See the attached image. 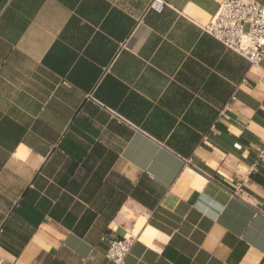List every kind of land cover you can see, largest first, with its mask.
Masks as SVG:
<instances>
[{
    "label": "crops",
    "instance_id": "obj_1",
    "mask_svg": "<svg viewBox=\"0 0 264 264\" xmlns=\"http://www.w3.org/2000/svg\"><path fill=\"white\" fill-rule=\"evenodd\" d=\"M164 1L0 0V264H264V58Z\"/></svg>",
    "mask_w": 264,
    "mask_h": 264
},
{
    "label": "built area",
    "instance_id": "obj_2",
    "mask_svg": "<svg viewBox=\"0 0 264 264\" xmlns=\"http://www.w3.org/2000/svg\"><path fill=\"white\" fill-rule=\"evenodd\" d=\"M165 5L164 0H150L148 8L160 12ZM201 29L252 65L259 64L264 58V5L258 0H221ZM263 155L264 150H261L259 157ZM241 185L238 183L232 189L233 196H240ZM134 240L132 232L111 240L106 257L113 264H124Z\"/></svg>",
    "mask_w": 264,
    "mask_h": 264
}]
</instances>
